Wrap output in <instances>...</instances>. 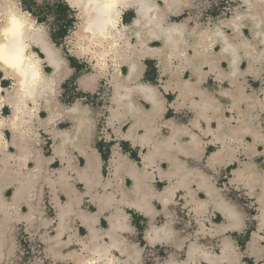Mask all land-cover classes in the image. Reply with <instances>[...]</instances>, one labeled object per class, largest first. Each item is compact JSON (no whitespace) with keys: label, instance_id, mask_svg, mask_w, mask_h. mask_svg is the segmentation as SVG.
Wrapping results in <instances>:
<instances>
[{"label":"crops","instance_id":"obj_1","mask_svg":"<svg viewBox=\"0 0 264 264\" xmlns=\"http://www.w3.org/2000/svg\"><path fill=\"white\" fill-rule=\"evenodd\" d=\"M54 1L62 23L76 17L78 27V8L69 0ZM153 2L164 6L163 0ZM31 3L20 9L32 21L27 43L40 59L38 79L47 94L25 102L30 120L12 123L7 95L14 78L0 66V224L6 220L0 226V264L15 256L18 226L41 244L50 264H264L260 28L244 17L233 28L223 25L215 39L204 42V58L192 65L174 54L162 58L165 69L152 54L163 37L151 36L146 26L141 41L149 52L142 50L134 67L109 54L108 67L98 74L94 60L76 54L66 23L47 27L54 4ZM193 7L194 0H177L163 11V25L175 23L190 37L197 28L186 13ZM135 17L132 7L120 14L119 27H129L125 40L131 46L137 42ZM38 31L55 58L46 57ZM58 32L64 45L57 43ZM182 45L188 55L198 49L191 37ZM68 46L77 56L66 54ZM116 65L122 77L130 76L118 94L108 81ZM103 80L109 86L106 105L78 102ZM115 94L124 105L115 103ZM202 100L205 106L198 105ZM24 178L22 195L17 189ZM181 209L193 216L189 228ZM159 246L165 248L163 259L147 262L146 251Z\"/></svg>","mask_w":264,"mask_h":264},{"label":"bare ground","instance_id":"obj_2","mask_svg":"<svg viewBox=\"0 0 264 264\" xmlns=\"http://www.w3.org/2000/svg\"><path fill=\"white\" fill-rule=\"evenodd\" d=\"M151 1L152 0H69L72 5L78 8V14L81 18L80 24L77 29L72 32L70 38L71 44L75 46L76 54L81 55L86 53L91 60H94L95 64L93 65V71L95 73L99 71L97 72L98 74H101V72L105 71L108 67L106 57L109 54L115 59L118 58V62L120 63L128 59L133 63L134 67V63L138 60L142 50L144 52H149L147 47H145V43L141 41V38H143V40L146 38L144 34L146 29L144 27L147 26L151 36L163 37L161 46L155 47L156 49L152 51V54L161 58L160 61L163 68L167 69L168 63L162 58L169 60L174 54L180 55L185 63L193 65L196 60L205 57L203 45L207 39L210 37L215 39L220 32L221 26L228 25L232 27L236 25V21L241 20L242 17L250 22L257 30L260 28L259 37L262 35L263 37L260 38V40L264 42V34L261 33H264V29H261V27L264 26V0H241L242 5L237 6L229 17H221L217 19L216 22L208 21L205 22L204 25H201L203 23L198 21L196 17L198 14H193V16L190 15V18L193 20L192 26L197 28L190 36L191 40L194 41L195 48H198L195 52L193 51L192 55H188L186 51L183 50L182 45L184 37L187 36L190 38L189 35L182 31L179 33L175 28V23L163 25V11L168 8H174L177 0H163V7H159L155 2L151 3ZM128 7H132L136 13V17L131 26L137 40L136 44L133 46L125 40L128 35L127 32L129 27L124 25L119 27L120 14L124 8ZM195 8L196 0L194 2V9ZM28 16L26 12L22 11L15 4L14 0H0V66L3 68L5 74L9 73L14 78V85L9 89L7 95V99L10 100L9 104L14 110L12 116V123L14 122V124L23 122L25 117L30 120L31 115L23 112L26 110L25 102L28 99L35 101L36 98L41 96L46 97L47 94L46 83H41L38 79V74L41 72L40 59L29 50L27 43L33 30L32 21ZM188 20V17L184 19V24H186ZM37 33V39L40 40L41 48L45 52L46 57L49 59L55 58V51L44 42L41 37V32ZM177 38L181 41V44ZM222 54L225 56L227 55V53ZM250 68L251 67H249V69ZM112 69L111 80L109 79L108 81L111 89L113 88L115 93L118 94L119 88L124 87V83L129 81L130 76L122 77L117 65ZM125 88H127L126 85L123 89ZM137 89L138 88L135 90ZM116 96L115 99H118V97L120 98L117 101L114 99L115 103L124 105L125 102L122 96ZM150 99L154 104L157 103L155 95L150 97ZM239 100L240 99H235L234 103ZM198 105L205 106L206 104L202 100ZM247 126L248 124L243 122L241 130L247 129ZM257 137L264 142V134L257 133ZM111 164H115L116 167H122V165H124L123 162L120 163L119 161H111ZM127 167L130 169L132 168V166ZM26 182L27 178H24V180L20 182L19 189H17V192L18 190L20 192L19 194L23 195L21 192ZM259 202L261 207L264 208V194L259 197ZM226 208L228 210L231 209V205H226ZM2 221V224L6 222V220ZM2 224H0V226ZM2 232L0 227V250L4 246Z\"/></svg>","mask_w":264,"mask_h":264},{"label":"rangeland","instance_id":"obj_3","mask_svg":"<svg viewBox=\"0 0 264 264\" xmlns=\"http://www.w3.org/2000/svg\"><path fill=\"white\" fill-rule=\"evenodd\" d=\"M32 1H34V0H17L18 4H20L22 8L25 7L26 9H30V7H32V3H31ZM35 1H37L38 4H40L43 8L46 6V3L54 4L53 5V9H54L53 16L50 15L49 14L50 12H49L47 14V17H46L47 22H45V23H46L47 27H50L52 29L54 28V30H57V28H59L61 25L64 26L65 23H64V21L62 23V20H61L62 18H61L59 9H58V11H56L57 8H55V6H56L55 2L56 1H54V0H35ZM22 2H23V4H22ZM194 2H195V0H194ZM239 5H241L240 0H238V4L235 5V7L233 9H231L230 15L234 11V9ZM55 11H56V13H55ZM186 14H190L191 16H193V14H195L194 7L189 12H187ZM229 16H227V17H229ZM68 20L71 23L69 26H67L66 30L69 31L68 36H70L72 34L70 31H74L76 29L77 24H78V20L76 19V17L69 18ZM216 20H213V21H216ZM204 23H203V25H204ZM58 31H60V29H58ZM54 32H56V31H54ZM61 37L62 36H61L60 32H58V34L56 36L57 43L61 44V42H62L64 45V42H63L64 40H62ZM73 50L74 49L72 47L68 46V52L66 51V54L70 58H72L71 56H73V55L77 56L74 53L70 52ZM70 54H73V55H70ZM89 69L86 70V72L91 71V69L90 70ZM102 82H105V81L103 80ZM102 82H101V84H102ZM78 102H82V101L78 99ZM97 104L100 106L106 105L107 101L103 100V101H96V102L93 101L92 102V105H97ZM230 197H231L232 201L235 199L234 201H236L239 204L240 199H237L234 196H230ZM15 232H16V251H15V256L12 258L10 264H50L49 261L44 257V253H43L41 244L37 240H35V238L30 236L26 231H24V229L22 227H19V226L16 227Z\"/></svg>","mask_w":264,"mask_h":264},{"label":"built area","instance_id":"obj_4","mask_svg":"<svg viewBox=\"0 0 264 264\" xmlns=\"http://www.w3.org/2000/svg\"><path fill=\"white\" fill-rule=\"evenodd\" d=\"M237 4L238 0H196V8L194 11L196 15L198 14V16H196L198 21L204 23L229 16L231 9ZM108 89L109 86L106 85V82H102L97 91L89 96L80 98L79 100L90 105H92L93 101H107ZM179 213L183 219L184 225L186 228H189L191 222L194 221L193 216L182 209ZM165 253V248L161 246L158 248H149L146 251L144 258L147 262H159L163 259V256H165Z\"/></svg>","mask_w":264,"mask_h":264},{"label":"trees","instance_id":"obj_5","mask_svg":"<svg viewBox=\"0 0 264 264\" xmlns=\"http://www.w3.org/2000/svg\"><path fill=\"white\" fill-rule=\"evenodd\" d=\"M22 4H23V2H22ZM69 18H72V17H69ZM69 18H68V19H69ZM65 23H66L65 26H66V25L69 26L71 22H70L69 20H67V21H65ZM63 36H64V34H63Z\"/></svg>","mask_w":264,"mask_h":264}]
</instances>
